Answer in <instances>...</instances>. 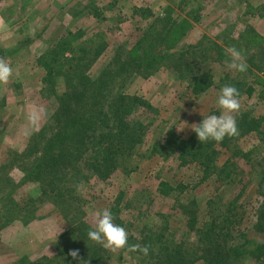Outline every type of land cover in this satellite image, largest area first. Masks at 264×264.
I'll list each match as a JSON object with an SVG mask.
<instances>
[{
    "label": "rangeland",
    "instance_id": "rangeland-1",
    "mask_svg": "<svg viewBox=\"0 0 264 264\" xmlns=\"http://www.w3.org/2000/svg\"><path fill=\"white\" fill-rule=\"evenodd\" d=\"M71 36L77 47L87 51L81 55L84 79L56 75L50 83H43L45 70L37 66V58ZM190 46L197 49L193 55L198 60L190 63L177 56L167 60L170 53ZM232 46L246 58L244 73L226 67L230 59L226 49ZM151 54L155 58L148 59L149 63L146 59ZM65 56L71 59L69 54ZM0 57L13 69L8 83L0 84V264H24L27 260L41 264L42 258L54 253L57 237L66 226L70 241H77L78 263L86 254L87 260L103 256L102 264H143L136 253L103 252L104 248L87 236L94 228V213L111 210L120 191L124 197L118 204L120 213L113 214L114 223L128 231L129 239L145 226H158L159 218L176 230L183 220L182 208L197 207L202 217L215 194L224 203L210 204H221L214 210L224 212L237 193L238 176L233 175L229 185L217 191L213 181L200 183L197 166L181 165L175 155L165 158L160 152L165 154L162 147L169 137L186 139L193 124L220 114L216 100L225 85L217 82L204 95L193 96L185 77H179L187 74L186 64L195 74L212 70L217 81L241 83L236 123L243 117L264 120V0H0ZM133 59H138L136 64ZM130 62L128 69H120ZM67 64L64 60L63 73L68 71ZM139 64H146L145 68ZM102 74L115 77L113 92L144 96L156 111L155 123L141 133L142 144L128 150L119 162L118 168L123 170L105 182L78 178L83 182L76 192L79 195L68 204H58L56 212L42 200L48 186L39 182L36 163L30 165L33 159L26 155L43 152L44 142L56 132V94L71 91L76 96L81 88L86 92ZM247 88L252 90L250 95ZM32 104L43 105L48 116L41 121L40 131L25 139L20 129ZM143 118L146 124L153 116ZM260 131H264V121ZM223 141L229 148L217 147L218 165L233 159L247 179L233 211L239 224L232 244L238 245L242 235L252 238L253 225L264 213V137L239 131ZM153 145L157 153L151 151ZM235 149L247 158H232ZM16 157L20 159L15 161ZM161 182L174 188L168 196L158 193ZM13 199L17 204L11 203Z\"/></svg>",
    "mask_w": 264,
    "mask_h": 264
},
{
    "label": "trees",
    "instance_id": "trees-1",
    "mask_svg": "<svg viewBox=\"0 0 264 264\" xmlns=\"http://www.w3.org/2000/svg\"><path fill=\"white\" fill-rule=\"evenodd\" d=\"M156 36L160 37L159 34ZM85 53L87 54V51L81 46L77 47L74 37L60 39L51 51L42 54L36 60L37 66H41L45 70L42 82L50 83L53 76L56 75L57 77L69 76L70 80L73 78L84 79L85 65L81 55ZM193 53H198V51L195 47L190 46L184 50H175L166 58L171 60L170 58L174 59L176 56L177 58L183 57L182 59L193 63L192 60L195 58L198 60V57H195ZM66 54H69L71 59L67 60ZM78 55L80 58H77ZM200 56H205V54H200ZM152 58H155V55H149L146 61L152 60ZM64 60L68 61L67 70L69 72L63 73ZM136 60L138 59H133L135 64ZM130 64L131 62L119 67L122 70L128 69ZM139 65L144 67L146 64ZM176 67L178 69V66ZM186 67L187 74L179 75V77L182 79L185 77L187 87L195 97L202 96L211 88L216 87L217 82L235 86L239 90V97L243 93L239 81L232 80L225 83L222 78L217 81L213 78L212 70L195 74L189 65L186 64ZM105 74L93 81L90 89L88 88L86 92L84 88H81L76 96L70 93L71 91L56 94L58 101L57 111L54 114V122L57 124L54 128L56 132L44 142L43 152L31 151L29 155H26V158L33 159V161L30 160L32 161L30 165L36 163L34 168L37 167L39 182L43 186H48L42 194L44 197L42 200H45V204L51 208H55L56 212L58 204H68L70 198L73 200V197L79 195L76 193V186L81 183L79 181L81 177L89 181L95 179L105 182L117 171L123 170L118 168L119 162L127 155L128 150H133L142 144L141 133L148 132L155 123L156 111L144 96L136 94L129 96L113 92L112 86L115 77L110 78ZM246 91L248 95L252 93L250 88H247ZM142 115L153 116V118L145 124ZM263 121L261 118L243 117L237 123L238 130L242 135L259 133L264 137V131H260ZM168 139L166 145L162 147V150L166 151L165 154L160 152L165 158L168 155H175L181 165L194 164L201 171L200 183L213 181L217 191L229 185V180L233 175L238 176V190L233 199L228 201L230 204H227L224 212L217 213L214 210V208L220 209L221 204H210V202L224 203L220 195L215 194L208 200L207 210L202 217H199L201 214L197 207L188 210L182 208L183 220L176 230L170 228L169 224H165L159 218L158 226L154 225L151 228L145 226L137 234L132 235L128 241L130 245L150 246L148 256L134 252L138 256H142L139 262L142 261L143 264H264V213H260L259 219L253 225L252 238L248 239L246 235H242L241 244H232L233 233L239 224V219L235 220L234 215L238 218L239 216L233 211L244 193L247 179L242 172L238 171L233 159L229 158L223 164L218 165L217 159L220 152L217 147L229 148V145L225 141L215 142L213 140L201 144L194 131L186 139L173 136ZM157 149V146L153 145L151 151L157 153L159 151ZM231 156L244 160L247 158L246 154L237 149L231 152ZM18 158L16 157L15 161ZM6 165L8 164H4V166ZM68 184H72L73 192ZM182 188L184 186L180 185V189ZM158 189V193L163 197L168 196L174 190L165 182H161ZM123 195L124 193L120 191L115 197L116 204L110 210L112 214L120 213L121 208L118 204L122 201ZM11 203L17 204L14 199ZM16 207L12 206V209ZM68 235L70 234L68 226H66V229L57 237L52 256L42 258L39 263L102 264L103 256L87 260L85 254L79 263L78 258L74 260L69 256V250L74 249L77 241H70ZM104 251L106 250L103 249ZM120 258L122 259V256ZM24 264H32V261L27 260Z\"/></svg>",
    "mask_w": 264,
    "mask_h": 264
},
{
    "label": "clouds",
    "instance_id": "clouds-1",
    "mask_svg": "<svg viewBox=\"0 0 264 264\" xmlns=\"http://www.w3.org/2000/svg\"><path fill=\"white\" fill-rule=\"evenodd\" d=\"M229 60L226 64L228 70L244 73L248 69L246 58L234 46L226 49ZM13 75V69L3 57H0V84H7ZM240 93L235 86L225 85L220 89L216 100V106L220 110L219 115H209L198 124H193L195 132L201 144L213 140L221 142L225 137H234L239 134L236 116L240 110ZM193 112L195 109L192 110ZM192 114L191 112L189 113ZM48 116V110L43 105L32 104L26 111V124L20 129V134L25 139L40 131V123ZM83 182L76 186L79 192ZM94 228L87 233L88 238L110 252L126 250L129 253L138 252L143 256L149 255L150 246L141 244H129L128 231L114 223L113 214L109 209L97 210L94 213ZM68 255L74 260L79 257V250H69Z\"/></svg>",
    "mask_w": 264,
    "mask_h": 264
}]
</instances>
